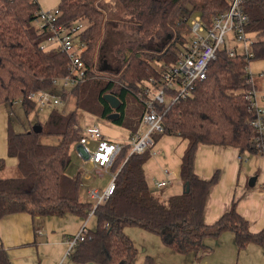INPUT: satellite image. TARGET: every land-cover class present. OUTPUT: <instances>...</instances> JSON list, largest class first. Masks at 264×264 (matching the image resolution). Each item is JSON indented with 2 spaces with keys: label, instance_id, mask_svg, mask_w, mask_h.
<instances>
[{
  "label": "trees",
  "instance_id": "trees-1",
  "mask_svg": "<svg viewBox=\"0 0 264 264\" xmlns=\"http://www.w3.org/2000/svg\"><path fill=\"white\" fill-rule=\"evenodd\" d=\"M117 12L109 11L101 0H60L59 23L70 25L85 21L80 42L86 77L71 91L76 97V110L62 115L52 110L41 131L16 133L11 121L8 127L7 150L17 159L20 176L0 179V220L6 216L29 213L63 217L74 214L88 218L94 210L97 228L87 231L71 256L76 264H134L138 250L126 235L128 227H138L158 235L166 246L179 254H200L206 249L204 240L225 231L235 235L238 251L250 244L264 249V228L253 233L249 222L238 212L236 203L213 224L205 222L208 196L218 181L200 178L194 170L199 145L232 147L242 155H261L252 147L256 136L249 122L252 114L247 92L251 89L246 72L249 61L242 56L230 57L222 50L208 68L206 80L193 95L180 99L164 114V133L188 140L180 175L189 190L180 196L161 200L150 190L144 175V164L150 151L129 156L125 147L110 171L116 176L114 191L103 203L94 206L80 196V175L70 176L72 149L78 144L79 112L108 119L119 112L116 124L137 132L144 113L138 98L140 85L159 75L154 64L172 65L176 50L186 42L189 23L186 15H201L206 23L230 7V0H117ZM40 7L38 0H0V105L21 100L27 115L37 111L28 97L34 92L53 89V81L69 74V57L57 50H42L49 34L34 25ZM243 9L250 17L248 31L255 35L253 61H264V0H249ZM126 15V17L123 16ZM109 17H111L109 19ZM134 32L138 38L116 48L121 55L117 77L98 78L97 58L102 57L104 33L114 21ZM157 41L148 47L147 40ZM113 94L121 102L113 109L105 95ZM137 101L141 107L138 120L127 117V103ZM161 135V136H162ZM42 136H57L58 145H45ZM0 264H12L0 247ZM144 264H155L147 257Z\"/></svg>",
  "mask_w": 264,
  "mask_h": 264
},
{
  "label": "crops",
  "instance_id": "crops-1",
  "mask_svg": "<svg viewBox=\"0 0 264 264\" xmlns=\"http://www.w3.org/2000/svg\"><path fill=\"white\" fill-rule=\"evenodd\" d=\"M263 72L264 70H261L259 74ZM10 121L7 120L5 139L0 135V168L17 173V159L10 158L7 150ZM80 127L85 126L81 123ZM104 136L113 141L105 133ZM154 139L156 144L144 164V175L151 192L166 201L185 192V182L181 178L180 169L189 142L178 136L154 135ZM76 145L75 154L77 156L78 152L79 156L80 146ZM82 159L88 161L85 156ZM194 170L200 178L206 180L218 174V181L212 187L206 203L204 218L207 224L216 222L235 202L238 212L249 222L251 232L257 233L264 228V156H245L232 147L199 145ZM108 172L112 174L110 170ZM68 173L70 176L80 175L81 199L94 206L97 204L83 199L89 196L88 191L95 189L103 194L110 184L96 181L94 175L103 177L107 172L90 162L78 164L76 167L71 164ZM253 177H256V183L254 187H250L249 181ZM163 180L168 182L167 187L157 188V182ZM84 226L87 231H94L97 228V218L94 215L83 218L74 214L33 218L29 213L13 214L0 220V247L6 250L12 264H63L66 261L68 241ZM157 237L160 243H156V250L163 257L164 264H264L263 248L250 244L238 251L235 235L230 231H225L217 237L205 238L206 249L200 254H179L166 246L158 235ZM147 252L148 249L144 248V253ZM147 257H152L155 264H158V256L147 255L145 259Z\"/></svg>",
  "mask_w": 264,
  "mask_h": 264
},
{
  "label": "built area",
  "instance_id": "built-area-1",
  "mask_svg": "<svg viewBox=\"0 0 264 264\" xmlns=\"http://www.w3.org/2000/svg\"><path fill=\"white\" fill-rule=\"evenodd\" d=\"M249 0H230L229 9L216 16L211 23H206L201 15H186L189 23L186 42L176 50L177 61L172 65H159V75L144 81L140 85L138 98L143 102L144 113L134 136L128 144H121L107 139L97 125L81 127L80 156L84 157L95 167L108 172L118 155L125 147H129V156L151 151L156 142L154 135L164 133V114L180 99L191 97L197 86L206 80L208 68L217 59L218 53L225 50L230 57L242 56L249 61L246 72L250 76L251 89L246 94L252 118L249 122L256 136L252 147L258 154L264 152V95H259L253 81L250 64L253 59L252 47L256 42L254 34L248 31L250 17L243 9ZM61 11L41 9L35 23L40 29H45L49 37L41 45L42 50L57 49L69 57V74L53 81L54 88L41 90L30 94L28 99L34 102L37 110L56 108L63 104L66 89L77 85L86 77V66L82 53L86 46L80 42V34L85 30V21H77L70 25L59 23ZM247 159V157H246ZM168 171L166 170V173ZM101 194L95 189L88 195L100 204L108 200L114 191V181ZM168 182H157L159 189L167 187ZM96 205V206H97ZM94 215V210L90 213ZM87 230L85 226L77 235L68 241L66 257H71L78 245L85 241Z\"/></svg>",
  "mask_w": 264,
  "mask_h": 264
},
{
  "label": "rangeland",
  "instance_id": "rangeland-1",
  "mask_svg": "<svg viewBox=\"0 0 264 264\" xmlns=\"http://www.w3.org/2000/svg\"><path fill=\"white\" fill-rule=\"evenodd\" d=\"M103 3L108 4L110 7L109 11L112 13L117 12V0H101ZM40 7L43 9H55L59 5V0H39ZM124 17L126 15L123 14ZM111 17H109L110 19ZM36 27H38L37 23H34ZM187 37V34L185 35ZM138 36L124 28L121 24L119 25L117 21H114V25L110 24L107 27L104 38L102 41L103 52L102 57H100V52L97 62L98 74L101 75L98 78L105 80V78L109 77H117L116 71H118L120 66V61L122 59L121 55L116 53V48L130 40L135 41ZM147 46L149 47H157V41L153 39L147 40ZM149 47V48H150ZM155 66L157 64H154ZM251 73L253 81L258 88L259 95H264V72L260 73L261 70H264V61H253L251 63ZM103 76V77H102ZM76 85H73L66 89L65 94L63 95V104L56 108H46L44 110H37L34 113L27 115L23 109L21 100L15 101L12 105H0V135H3L4 139L7 131V120H11L12 127L16 133H25L34 131L35 128L43 126L51 111L58 110L62 115H68L76 110V97L71 94L72 89ZM141 107L137 101L129 100L127 103V117L133 123H135L139 118V111ZM80 122L82 125L86 126L89 124H96L100 126L102 133L106 134L107 137L115 140L116 142H122L124 144H128L131 134V128H126L119 124H116L108 119L102 118L99 115H91L86 112H79ZM164 136V135H163ZM168 136V135H166ZM40 142L45 145H58L60 142V138L57 136H42ZM77 146V145H76ZM76 146L72 149L73 162L72 166H78V164L83 165V163H89V161H85L77 152ZM20 176L19 172L17 173L10 172L6 168H0V179L5 178H14ZM96 181H102L106 183H111L113 181V176L109 172L104 173V176L94 175ZM101 191V190H100ZM102 193V191H101ZM84 200L92 201L96 204V200L91 199L89 196L84 197ZM126 235L133 240L137 249L138 256L136 257L134 264H143L145 257L147 255H156L158 256V264H164L163 257L157 253L156 243H160L159 238L156 234L148 233L145 230H141L138 228H127L125 230ZM160 245V244H159ZM144 248L148 249L147 253H144ZM175 255V254H174ZM193 255V254H192ZM168 260V259H167ZM63 264H76L71 261L70 257H66V261Z\"/></svg>",
  "mask_w": 264,
  "mask_h": 264
},
{
  "label": "water",
  "instance_id": "water-1",
  "mask_svg": "<svg viewBox=\"0 0 264 264\" xmlns=\"http://www.w3.org/2000/svg\"><path fill=\"white\" fill-rule=\"evenodd\" d=\"M105 100L110 104V106L113 108V109H118L121 102L120 100L113 94H107L105 95ZM120 117V113L119 112H115V113H112L108 116V120L110 121H115L117 120L118 118ZM41 131V127H37L34 129V132L36 133H39ZM255 183H256V177H253L250 179L249 181V186L250 187H254L255 186ZM189 190L188 186H186L185 188V192H187Z\"/></svg>",
  "mask_w": 264,
  "mask_h": 264
}]
</instances>
